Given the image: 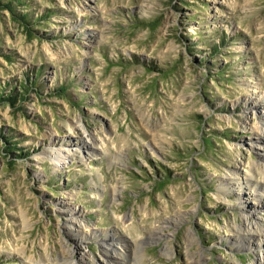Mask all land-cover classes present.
I'll return each instance as SVG.
<instances>
[{"label":"rangeland","instance_id":"obj_1","mask_svg":"<svg viewBox=\"0 0 264 264\" xmlns=\"http://www.w3.org/2000/svg\"><path fill=\"white\" fill-rule=\"evenodd\" d=\"M259 93L264 0H0V264L81 237L86 264L264 259L231 237L257 215L227 179L264 162Z\"/></svg>","mask_w":264,"mask_h":264},{"label":"bare ground","instance_id":"obj_2","mask_svg":"<svg viewBox=\"0 0 264 264\" xmlns=\"http://www.w3.org/2000/svg\"><path fill=\"white\" fill-rule=\"evenodd\" d=\"M249 105L257 110L260 111V113L264 112V97L262 94H258L257 96H254V98L249 101ZM251 130H253V138H252V147H256L260 153L261 159L264 161V118L262 120H259L257 123L251 124L249 127H247ZM92 138V136L87 135L86 138ZM97 142H90L86 145L87 150H85L86 153L95 155L100 150L98 146H96ZM55 158V156H53ZM259 161H254L250 165L249 172L244 171L242 169V172L237 170H232V176L228 175L227 179L229 183H233V186L237 183V188L234 189V193L236 194L237 198L240 199V206L242 207L243 211L249 209H254L257 215V218L255 221H252L250 219V215L244 216L242 218V222H235L232 226V234L231 237L233 238V241H239L238 245H243L246 247H253L254 245L260 246V243L264 244V221L261 220L259 209L264 208V162L258 163ZM234 174V177H233ZM234 180V181H233ZM242 183L245 186L242 187ZM255 188L257 192L255 193L253 190ZM114 190L116 188H113ZM229 189L231 187H227V189H223L225 192H231ZM230 194V193H229ZM248 195L251 196L252 199L248 200L245 199V196ZM250 198V197H249ZM70 215L72 214H80L81 211H77L74 208L68 209ZM258 211V212H257ZM75 217V216H74ZM71 217V218H74ZM76 224L81 229H85L84 225L81 220L74 218L73 224ZM80 227H78L80 229ZM83 237L79 240V248L82 249V254L77 260H65L64 257L61 255L59 257H49L47 258L51 260L52 264H83L88 263V256L89 254L86 252L84 245L82 244ZM258 241V242H257ZM123 248L118 249L117 246L113 245L106 246L104 251L108 255V264H127L129 262V256L128 252L126 251L127 246H122ZM66 248H63V253L65 255ZM33 259V258H30ZM46 260V259H45ZM264 264V259H258L257 261H253L250 264Z\"/></svg>","mask_w":264,"mask_h":264},{"label":"trees","instance_id":"obj_3","mask_svg":"<svg viewBox=\"0 0 264 264\" xmlns=\"http://www.w3.org/2000/svg\"><path fill=\"white\" fill-rule=\"evenodd\" d=\"M23 86L25 87V85H23ZM0 97H2V96L0 95ZM12 97H13V95L10 96V98H12Z\"/></svg>","mask_w":264,"mask_h":264}]
</instances>
